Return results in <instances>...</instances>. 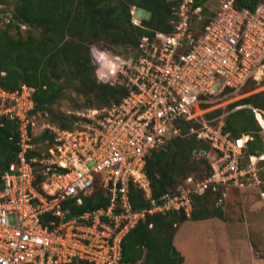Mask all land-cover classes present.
Returning <instances> with one entry per match:
<instances>
[{"label":"built area","instance_id":"obj_1","mask_svg":"<svg viewBox=\"0 0 264 264\" xmlns=\"http://www.w3.org/2000/svg\"><path fill=\"white\" fill-rule=\"evenodd\" d=\"M137 10L130 9L132 22L142 27ZM203 13L196 0H185L173 8L172 33L154 31L122 54L93 46L98 82L126 85L128 94L117 105L79 113L72 128L44 122L36 134L42 117L34 113L36 89L0 87V118L18 122L20 149L0 174V264H145L125 261L123 242L148 215L191 217L195 196L261 185L262 157L246 156L251 136H232L222 117L212 124L200 118L215 96L239 92L264 75V0H221L199 27ZM11 18L0 13V28ZM258 119L264 128L262 114ZM183 121L202 124L189 131L210 145L211 174L189 176L156 200L148 161L172 138L189 136ZM46 132L52 138L35 142ZM97 187L108 204L73 216L67 203L82 205ZM132 187L150 207H134Z\"/></svg>","mask_w":264,"mask_h":264},{"label":"trees","instance_id":"obj_2","mask_svg":"<svg viewBox=\"0 0 264 264\" xmlns=\"http://www.w3.org/2000/svg\"><path fill=\"white\" fill-rule=\"evenodd\" d=\"M196 1L202 5L206 0ZM175 4L169 0H15V11L10 23L6 28H0V87L8 91H15L23 84L34 87V113L40 112L45 116L48 112L51 114L48 119L50 123L62 129L72 128L74 122L69 123L51 111V106L62 98L68 87L62 79H69L70 76L78 78L80 84L77 89L89 96L95 95L100 100L105 99L104 107L119 104L128 94V88L126 85L110 86L98 82L97 67L91 56L92 47L102 46L100 43L103 42L111 45L108 48L112 51L122 54L119 47L135 49L142 37L152 35L154 31L172 33V21L175 19L172 8ZM131 6L149 12L150 18L143 22V27L132 24ZM248 7L253 8V4ZM0 13L8 12L1 9ZM214 15L211 14V18L202 27ZM22 26L29 28L26 35H21L19 31ZM12 28L18 29L17 36L11 33ZM245 104H254L264 110V102H256L253 96L235 102L231 108ZM224 121L225 131L232 136L251 134L256 140L259 139L255 132L260 126L252 111L240 109L226 116ZM236 121H239V126L234 127ZM193 122L180 123L184 133L189 131ZM48 138L52 137L46 132L36 138L35 142ZM18 141V122L0 118V174L7 171L16 160L20 150ZM250 141L246 150L247 157L258 155L256 143ZM172 149H175L173 154ZM195 149L211 151L207 142L197 139V136H186L172 138L167 149L152 154L147 164V174L154 199L159 200L165 193L175 190L179 185L176 175L183 170L176 165L177 158ZM34 154L37 153H30ZM201 167L198 165L190 176L204 179L211 174L209 159L205 160V169ZM259 176L262 180L260 172ZM222 190L219 188L215 192L208 191L202 196H195L191 217L176 213L148 215L125 238L123 259L127 262L143 260L145 264H183L184 257L174 244L178 222L211 218L212 213L201 200L208 201L211 196L219 198ZM131 200L135 208L150 207L143 191L137 187L131 189ZM107 204L108 199L100 187L85 196L82 205L67 203L73 216Z\"/></svg>","mask_w":264,"mask_h":264},{"label":"rangeland","instance_id":"obj_3","mask_svg":"<svg viewBox=\"0 0 264 264\" xmlns=\"http://www.w3.org/2000/svg\"><path fill=\"white\" fill-rule=\"evenodd\" d=\"M169 1L176 3L174 8L185 0ZM220 1L206 0L203 2L202 6L205 11L197 20V26H203L211 18V14H214ZM0 7L12 16L15 11V0H0ZM133 7L136 6H131L130 9ZM137 9V17L143 22L150 18L149 12ZM132 24L140 27L133 22ZM7 25L4 22L2 28H6ZM127 26L129 27V24ZM143 26L144 23H142ZM19 31L21 35H26L29 28L22 26ZM11 33L17 36L18 29L12 28ZM100 44L104 47L111 46L103 42ZM118 49H121L122 53L127 52L124 48L119 47ZM68 78L62 79L64 84H68L64 95L51 106V111L59 118L72 123L78 119L79 113L105 106H103L105 99L100 100L95 95L89 96L77 89L80 84L78 78L73 76ZM252 96L256 102H264V75L252 81L239 92L215 96L212 107L201 113L203 118H200V122L206 121L212 124L217 118L224 119L240 109L252 111L260 126V129L255 132L259 139L256 140L251 134L249 135L252 138L250 142L256 143V154L262 157L259 163L262 183L258 186L251 185L246 189L223 188L219 198L211 196L208 201L201 200V203L206 205L212 213L211 218L202 221L178 222L174 244L185 257L184 264H264V128L258 119V114H262L264 117V110L257 108L254 104L231 108L235 102ZM50 118V113L47 112L45 116L42 114V117L37 120L40 121L35 127L36 134L41 133L43 123L49 122ZM201 126L202 124L198 121L192 123L195 130ZM235 126H239V121L234 123ZM187 132H189L186 134H189L190 138L196 136L191 131ZM189 136L187 135V137ZM42 148H45L44 144ZM168 150L170 151V147ZM174 150L172 149V154ZM208 154V151L195 149L184 156H178L176 165L183 170L176 175L177 184H183L185 179L197 170L198 165L205 169V160H211L208 158ZM172 159L173 156H171ZM210 160L209 162H211ZM229 239L232 241L230 242ZM250 243H252V247Z\"/></svg>","mask_w":264,"mask_h":264},{"label":"crops","instance_id":"obj_4","mask_svg":"<svg viewBox=\"0 0 264 264\" xmlns=\"http://www.w3.org/2000/svg\"><path fill=\"white\" fill-rule=\"evenodd\" d=\"M230 240V242L232 241V239H229ZM250 245H251V247H252V243H250ZM181 253V255L183 256V254H182V252H180ZM184 257V256H183ZM184 262H185V257H184ZM184 264V263H183ZM214 264V263H213Z\"/></svg>","mask_w":264,"mask_h":264},{"label":"bare ground","instance_id":"obj_5","mask_svg":"<svg viewBox=\"0 0 264 264\" xmlns=\"http://www.w3.org/2000/svg\"><path fill=\"white\" fill-rule=\"evenodd\" d=\"M261 75H262V73L260 72L259 75H258V77L261 76ZM258 113H259V112H258Z\"/></svg>","mask_w":264,"mask_h":264}]
</instances>
